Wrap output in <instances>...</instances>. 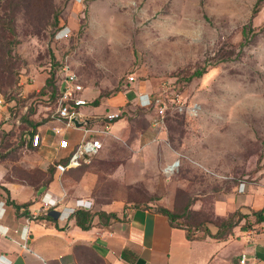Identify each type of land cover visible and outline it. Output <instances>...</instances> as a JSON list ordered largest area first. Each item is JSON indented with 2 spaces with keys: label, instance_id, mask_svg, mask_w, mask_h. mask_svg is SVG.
<instances>
[{
  "label": "rangeland",
  "instance_id": "rangeland-1",
  "mask_svg": "<svg viewBox=\"0 0 264 264\" xmlns=\"http://www.w3.org/2000/svg\"><path fill=\"white\" fill-rule=\"evenodd\" d=\"M64 58L88 105L121 112L76 171L95 174L97 201L165 207L199 235L264 199V0H0V95L35 78L39 92L12 107L29 127L49 112L45 83ZM140 92L165 105L157 124ZM77 252V264H106Z\"/></svg>",
  "mask_w": 264,
  "mask_h": 264
},
{
  "label": "crops",
  "instance_id": "crops-1",
  "mask_svg": "<svg viewBox=\"0 0 264 264\" xmlns=\"http://www.w3.org/2000/svg\"><path fill=\"white\" fill-rule=\"evenodd\" d=\"M44 82L45 78L38 85ZM36 87L22 86L25 92ZM88 91L85 88L84 95L89 100ZM137 94L146 93H136V103ZM15 105L8 101L0 105V132H10L8 140L0 137V264H77L81 247L106 264H264V221L256 222L252 215L264 206V199L258 197L246 205L250 213L237 208L247 217L219 238L204 231L188 233L150 206L126 207L116 199L97 201L92 191L95 174L76 172L87 164L58 172L51 123L44 117L31 120L29 127L22 109L13 112ZM85 112L103 113L99 104L88 105ZM30 117L35 119L33 113H28ZM120 122L111 124L108 135H117ZM34 133L41 138L37 147L30 142ZM77 199L90 207L75 206ZM44 201L54 204L42 210ZM80 212L92 214L85 229L76 222ZM206 227L211 234L218 229Z\"/></svg>",
  "mask_w": 264,
  "mask_h": 264
},
{
  "label": "built area",
  "instance_id": "built-area-1",
  "mask_svg": "<svg viewBox=\"0 0 264 264\" xmlns=\"http://www.w3.org/2000/svg\"><path fill=\"white\" fill-rule=\"evenodd\" d=\"M128 79L132 80L133 76H129ZM24 83L34 85L37 81L33 76L23 74L22 80L19 82V89H15L8 95L9 104H15L17 99L26 98V92L22 88ZM53 83L56 87V95L52 106L47 110L49 112L43 113V117L51 123L49 130L56 138L54 165L55 169L62 173L70 167L90 163L102 150V138L109 132L114 120H118L121 112L86 113L85 108L88 106L89 100L84 95V83L80 75L70 66L67 58L59 62L54 72ZM35 91L39 92L37 88ZM3 103L5 100L0 95V105ZM137 104L148 109L151 106L155 108L153 124H157L156 122L161 121L164 116L165 105L157 98L151 99L149 95L142 94L138 96ZM30 142L32 146L37 147L41 142L40 135L31 134ZM53 204V201H44L40 208L46 210ZM75 206L89 208L90 204L83 199H77ZM37 213L38 211L34 212L33 216L35 217ZM2 235L0 230V238Z\"/></svg>",
  "mask_w": 264,
  "mask_h": 264
},
{
  "label": "trees",
  "instance_id": "trees-1",
  "mask_svg": "<svg viewBox=\"0 0 264 264\" xmlns=\"http://www.w3.org/2000/svg\"><path fill=\"white\" fill-rule=\"evenodd\" d=\"M244 29H245V27H244ZM196 73L200 74L201 70H198ZM53 78H54V72L48 78V80H47L48 84H46V85H48L51 88L50 96H53V99H54L55 95H56V87L54 86ZM98 102H99L98 99H95L93 101L94 105L98 104ZM114 121H116V120H114ZM158 211L161 212L162 214L166 215L172 225L178 226V227H183L179 222L176 221L177 214H175L174 212L170 211L169 209H167L165 207H159ZM80 214H81V216H80ZM80 214L76 215V222L78 223V225L80 227L85 229L89 225V224L86 225L85 222L90 223V221L92 219V214L88 213V212H80ZM252 215H254L256 222L264 221V206L260 210L253 211ZM246 217H247V215L242 214L239 211V209H236L230 214V216L228 218L222 220L217 225L218 229H217V232L215 234H211L207 227H204V232L211 235L212 237H215V238L224 237L230 232L232 227H234L235 225H237L239 223L240 219L246 218ZM186 230L189 233L190 229L187 228ZM95 256L98 257L97 255H95Z\"/></svg>",
  "mask_w": 264,
  "mask_h": 264
},
{
  "label": "bare ground",
  "instance_id": "bare-ground-1",
  "mask_svg": "<svg viewBox=\"0 0 264 264\" xmlns=\"http://www.w3.org/2000/svg\"><path fill=\"white\" fill-rule=\"evenodd\" d=\"M173 166H175V165H174V164L168 165V166L166 167V170H167V171L170 170Z\"/></svg>",
  "mask_w": 264,
  "mask_h": 264
},
{
  "label": "water",
  "instance_id": "water-1",
  "mask_svg": "<svg viewBox=\"0 0 264 264\" xmlns=\"http://www.w3.org/2000/svg\"><path fill=\"white\" fill-rule=\"evenodd\" d=\"M177 164V162L175 163V165Z\"/></svg>",
  "mask_w": 264,
  "mask_h": 264
}]
</instances>
